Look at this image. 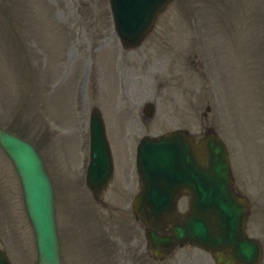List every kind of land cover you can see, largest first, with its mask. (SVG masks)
Segmentation results:
<instances>
[{
    "label": "rangeland",
    "instance_id": "rangeland-1",
    "mask_svg": "<svg viewBox=\"0 0 264 264\" xmlns=\"http://www.w3.org/2000/svg\"><path fill=\"white\" fill-rule=\"evenodd\" d=\"M40 1L41 5L37 0H0L2 12L9 11L0 19V115L3 118L0 127L18 132L19 127H25L26 131L34 130L30 137L45 158L48 157L59 179L55 174L59 185V218L61 216L64 220L66 206L68 213L77 210L79 200L86 196L83 188L72 184L75 181L73 176L81 170L83 131L80 127L71 140L66 138L65 144L57 138L66 135L73 126L56 124L49 116L43 117V113L60 118L69 109L63 90L72 78L77 79L78 85L82 79L81 86L84 85V77L89 74L87 95L80 94L75 104L76 112L85 115L87 122L92 108L99 106L97 96L102 82H97L99 67L96 58L102 56L104 59L110 49L118 48L123 89L119 102L121 109L129 113L130 130L134 129L138 136H143L149 133L159 135L179 126L188 127L198 135L205 127L216 129L231 145L237 186L253 203L249 232L264 243V123L260 133V124L264 120V94L261 92L264 88L261 84L264 76V8L260 6L262 16L258 12L259 0H182L169 8L153 36L136 50L123 49L114 31L109 0ZM33 4L35 9L31 8ZM43 12L50 19L52 13L53 24L63 35L44 20ZM191 16L207 24L208 39L204 42L207 50L201 46V32L193 28ZM179 19L191 27L185 37L174 28ZM63 36L66 48L62 60L57 61L60 56H54L53 51L61 44ZM45 53L48 54L46 57ZM209 56L211 66L220 75L227 133L220 119L221 96L207 64ZM52 63L56 64L58 81L63 89L57 94L51 91L49 95L42 91V82L46 81L49 73L41 70ZM111 65L113 67L114 63ZM114 72H117L116 68ZM58 81L51 82L50 89H55ZM47 87L48 84L44 83L45 92ZM106 89V99L102 98V101L109 104L106 103L104 108L109 136L115 144L117 140L133 146L135 139L131 133L127 138H115V133L120 134L128 127L123 123L124 117L118 113L114 83L110 82ZM56 95L62 96L58 104ZM147 101L157 104L153 120L142 117V106ZM35 108H41L43 113H38ZM71 113L67 117H76L73 109ZM28 120L32 125H27ZM188 120L190 125L185 123ZM3 155L0 153L3 164L0 166V206L3 212L0 216V242L9 250L13 240L24 244L26 241L28 249L16 243L8 255L17 264L29 252L26 262L20 264H36L34 234L25 212L19 179L13 165ZM119 160H123L121 155ZM130 167L131 164L126 166V175L133 168ZM249 167L254 168L255 175ZM118 172L119 175L122 172L121 165ZM119 181L118 178L117 183ZM81 202H88V199L83 198ZM181 207L186 208L185 202ZM79 216L83 219L91 215L84 212ZM69 240L76 243L74 235H70ZM76 253L75 249L69 250L70 257ZM73 264H77L75 259ZM164 264L215 263L202 251L185 248Z\"/></svg>",
    "mask_w": 264,
    "mask_h": 264
},
{
    "label": "water",
    "instance_id": "water-1",
    "mask_svg": "<svg viewBox=\"0 0 264 264\" xmlns=\"http://www.w3.org/2000/svg\"><path fill=\"white\" fill-rule=\"evenodd\" d=\"M44 261L49 263V264H53L52 257L49 254L44 255Z\"/></svg>",
    "mask_w": 264,
    "mask_h": 264
}]
</instances>
